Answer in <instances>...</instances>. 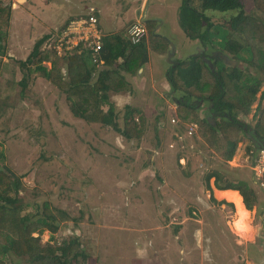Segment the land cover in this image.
I'll use <instances>...</instances> for the list:
<instances>
[{
  "label": "rangeland",
  "instance_id": "1",
  "mask_svg": "<svg viewBox=\"0 0 264 264\" xmlns=\"http://www.w3.org/2000/svg\"><path fill=\"white\" fill-rule=\"evenodd\" d=\"M2 1L9 4L10 19L6 37L0 39V129L8 130L9 133L5 136L0 130V166L19 178L21 195L26 194L29 199L45 200L49 206L66 210L72 216L59 224L57 233L52 238L59 242L78 236L84 240L83 244H89L96 238L94 245L87 250L93 257L83 263L80 260V264L263 263L264 253L260 254L257 242L256 245L252 244L255 236H252V229L250 230L251 223L253 227L260 223L259 216L255 214L256 207L247 214L243 210L242 201L240 204L236 200L241 197L223 196L232 201L237 210V220L232 223L235 219L232 204L223 202L222 206V202L210 198L207 185L212 188L214 178H210L207 183L204 181L209 173L216 171L221 172V181L227 179V172L237 178L245 176L259 202H263L262 191L255 182H250V171L244 169H249L244 160L245 152L251 148L248 139V142L242 137L239 139L235 154L229 162H224L218 151L204 144L193 150L194 142L191 140L188 143L191 147L182 145V151L185 152H177L178 146L175 149L169 148L174 144L171 142L173 127L160 126L158 132L150 129L153 109L144 111V108L154 107L155 100L115 97L110 100L115 110H120L122 114L127 110L139 112L140 114L134 116L135 120H138V116H143L145 129L147 126L149 128V132L146 131L137 143V149H134L136 142L118 138L110 127L85 125L73 118L63 96L59 97L57 94L58 90L35 72H28V67L19 64L29 56L36 41L54 33L53 30L63 29L72 19L79 20L78 17L89 15L87 9L90 6L95 8L94 14L102 32L111 23L112 17L120 25L125 24V16L121 15L123 12H132V9L139 11L142 8L146 19L161 17L160 21L163 23H154L155 28H159L160 35L167 36L170 27L165 19L178 22L182 12V0H150L147 5L143 0L137 4H134L135 0ZM242 1L244 14L252 13L264 23V16L253 14L247 0ZM234 13L214 12V15H210V12H206L210 22L215 25L220 20L227 25L226 17ZM148 28L153 35L154 25L150 23ZM172 30L174 33L170 44L173 48H178L175 56H184L185 52L181 51V45L178 44V25H173ZM159 42L160 40L156 41ZM191 42L194 45L192 48L196 50L199 40L193 39ZM44 44L45 48L43 46L42 49L52 48L47 40ZM165 48H168V44ZM215 48L219 50L218 47ZM149 56L152 70V75L148 76L149 84L151 85V79L161 84L164 66L167 65L166 55L163 57L160 53L150 52ZM53 59L56 66H59V58L53 55ZM136 59L139 60L140 56ZM42 65L50 68L49 62ZM20 80H23V85H18ZM144 89V98H152L145 96L149 92L146 87ZM262 90L264 86L261 87ZM24 92H27L28 98L21 97ZM189 92H195L200 100L183 93L184 100L190 99L195 104L211 93V85H199L197 91ZM258 97L259 93L252 107L257 105ZM232 101L236 102V99ZM167 102L168 100L164 105L166 114H177L176 107ZM168 107L173 108V111L168 110ZM186 110L189 109L186 107ZM242 121L251 127L255 123L251 117L243 118ZM190 122H184L183 128ZM179 129L182 130V127ZM156 135L160 141L157 149ZM17 138L18 141L14 143L13 140ZM165 144L169 146L166 147ZM180 153L182 155L178 156ZM177 158H183L179 165ZM116 170L118 178L115 177ZM107 171L110 174L105 177ZM66 173L71 174L70 179L66 178ZM113 177L114 182L111 181ZM132 181L137 183V189L128 190L129 185L133 184ZM21 201L34 204L32 200ZM83 201L84 208L76 211V205ZM95 202L97 203L94 204ZM90 205H93L92 208ZM28 212L32 210L28 209ZM117 215L124 220H130L121 221ZM202 223L206 230L202 231L205 234L201 247L198 245L197 226ZM173 226H179L181 230L175 232ZM247 229L245 233L240 232ZM146 232H150L152 236H148ZM49 236L51 235L44 232L41 235L42 242H48ZM164 239L168 243L162 246ZM171 247L175 252L177 250L176 259L168 256ZM168 249L170 250L167 255Z\"/></svg>",
  "mask_w": 264,
  "mask_h": 264
},
{
  "label": "trees",
  "instance_id": "2",
  "mask_svg": "<svg viewBox=\"0 0 264 264\" xmlns=\"http://www.w3.org/2000/svg\"><path fill=\"white\" fill-rule=\"evenodd\" d=\"M247 2L253 14L264 16V0H247ZM181 6L179 26L182 29L183 37L191 40L198 39L201 48L218 47L221 54L226 53L230 60L236 63V66L221 64L217 71L212 72L201 57L196 56L176 59L178 63L174 66H170L173 64L167 62L164 74L170 89L182 95L183 98L184 94L195 98L197 94L193 92V96L189 92L190 90L197 91L199 85H211V93L206 97H214L213 114H217L215 117L217 122L215 127L207 123L208 129L205 130L202 141L205 146L218 151L223 161L231 160L241 137L248 139L250 147L253 149L264 147V90L260 92L261 87L264 86V23L252 13L244 14L242 0H182ZM94 10L89 15H93L97 20ZM208 11L235 13L226 17L227 25H224L225 21L223 20L215 25L206 15ZM130 14L131 12L121 14L125 16V23ZM9 19V4L0 0V39L6 37ZM114 21L112 17L111 23L107 25L109 29L115 25ZM149 24L150 22L146 23L147 27ZM148 30L150 31L149 28ZM99 31L103 34L106 32H102L100 27ZM50 35H45L36 41L32 45L33 49L29 56L19 64L22 67H28V72H35L38 77L57 89L59 97L63 96L69 114L85 125L110 124L113 123V119L119 120L118 118L121 116L118 114L115 116L110 100L114 95L120 93L121 89L132 85L131 76L137 74V71L148 61L147 50L150 51L151 48V53H160L163 57L168 53V49L165 48L166 41L160 40L159 37L151 35V33H148L147 36L148 48L146 39H143L139 45L131 47L127 40H122L121 36L116 34L101 40L102 50L97 55L93 50V44L89 41L80 42L71 51L65 52L59 59L60 65L56 66L53 50L42 49L43 46L45 48L44 41ZM157 40L160 42L156 43ZM77 51L80 52L79 55L76 53ZM135 51L138 56L143 58H140L141 61L134 68L129 63L117 65L119 58L122 57L128 61ZM99 61H102L103 64L98 65ZM45 62L50 63L49 69L42 65ZM30 66L34 68L31 69ZM223 67L225 70L222 69ZM243 71L247 74L244 75ZM27 76L29 77V73ZM23 80H20L18 85H23ZM259 92L258 103L252 107ZM26 94L27 92L22 93L21 97L28 98L29 96ZM216 96L221 98L217 101ZM196 99L200 98L196 97ZM235 99L236 102L232 101ZM239 114L242 117H251L255 122L254 127L239 121ZM123 117L125 126L122 129L113 128L119 135H123L129 141L136 142L134 149H137V143L145 134L143 127L134 121L130 113L124 114ZM0 130L5 136L9 133L8 130L3 131L2 128ZM18 139H14L13 142L16 143ZM159 145L160 141L157 137L156 149L159 148ZM176 150L180 151L181 149L177 148ZM0 158H2L1 152ZM110 171L106 172L105 177L110 174ZM116 174H118L117 170L115 177L118 178L119 175ZM226 174L227 179H223L225 182L221 181L223 176L220 171L209 173L204 181L207 183L213 177L214 187L217 190H237L246 209L252 210L256 207L259 212L263 208L264 201L258 203V196L249 186V180L245 179V176L237 178L228 172ZM70 175V173L69 175L66 173V178L70 179ZM19 182V178L7 168L0 167V264H80V260L83 263L87 259H91L92 253L89 254L87 250L94 245L96 238L89 244H83L84 240L78 236L68 237L59 242L51 237L48 243L43 244L39 236L32 237L33 233L39 234L44 230H47L51 235L56 234L59 224L71 219L72 216H69L66 210L49 206L45 200L29 199L28 195H21ZM110 185L113 187L112 184ZM207 186L209 187V185ZM26 199L32 200L35 205L21 201ZM84 203L83 201L76 205V211L82 210L85 206L82 207ZM93 205L90 207L92 208ZM28 209H31L32 212H28ZM235 211L237 213L236 209ZM235 211V219L232 223L237 220ZM118 215L117 218L121 221L130 220H124L121 218L122 216ZM172 228L175 232L181 230L179 226ZM146 233L149 234L148 236H152L150 232ZM162 241H164L161 242L162 246L165 243L167 245L168 242L165 239ZM173 249L171 247L169 255L170 249H168L167 255L171 259H176L177 250L175 252Z\"/></svg>",
  "mask_w": 264,
  "mask_h": 264
},
{
  "label": "crops",
  "instance_id": "3",
  "mask_svg": "<svg viewBox=\"0 0 264 264\" xmlns=\"http://www.w3.org/2000/svg\"><path fill=\"white\" fill-rule=\"evenodd\" d=\"M140 1H142V0H135L134 1V4H137ZM143 1H144V3L147 2L146 5L150 2V0H143ZM91 9L94 10L95 8L92 7V6H90V7H88L87 10L91 13V12H93V10H91ZM160 18H152V20L150 18L149 19H146L145 16H144V13H143L142 8L140 9L139 12L132 9L131 16L129 17L128 21L125 24H121L120 25L119 22L117 20H115L114 21L115 25H113L112 28L109 29L108 26L106 27V30H105L106 32H105L103 38H107L109 36H112V35H116L117 34V35H120L121 36V39L122 40H128L127 39V30H126V28L128 27L127 25H129L131 22H133L135 20H140V19L143 21L144 19H146V20L154 21L157 24H159V22H161V24H162L163 22L160 21ZM166 21H168V20L165 19V22ZM63 30H64V28L63 29L60 28L59 30H56V31L53 30L52 32H54V33H61ZM181 30L182 29L178 25V30L177 31L180 34V39H178V44L181 45V51L183 52V50L185 51L186 49L192 48L193 46L190 44V43H192L191 41H187V40L183 41V35H182L183 33H182ZM157 33H158V36H160V34H159V28L158 27H156V34ZM160 37H162V38H160L162 40L164 38L165 41H166V43H168V46H169V41H171V40L168 37H165L164 35H162ZM148 45H149V43L147 41V44H146L147 48H148ZM177 49L178 48H176L175 51H177ZM147 52H148L147 53V55H148V61H147V63L145 65L142 66V68H140L137 71V74L134 75V77L132 78V81H130L132 83V85L131 86L129 85L127 88L121 89L122 91L120 93H117L113 97H117V98H122V97L126 98V97H128L129 99H132V100H155L156 99V101H157L156 102V105L154 107L153 106L148 107V108L145 107L144 108V111L152 110L153 109V114L151 115V117H152V124H151L150 129H151L152 132H154V131L155 132H158L157 129H159L160 126H164V127L167 126V127L171 128V126L168 125V121H167L168 114H166V110H163V108H161V106H164L166 100H169V98L164 97L167 92L157 93L158 95H160V97L158 95H153V97L150 98V99L149 98H144V90H145L144 87H146V89L150 93H153L154 94L153 90L155 91V89L152 87L153 86L152 85V82H151V85H150L149 84V80L147 79V76H146V75H149V76L152 75L151 61H150V56H149L150 51L147 50ZM76 53L79 55L80 52L77 51ZM175 54H176V52H175ZM137 57H138V55L136 54V51H135V53H133L132 57L128 61H125L122 57L119 58L118 60H121V61H118L117 60L118 61L117 65L121 66V65H125V64H128L129 63V65L134 68L135 65L138 64L141 61V59L137 60L136 59ZM140 58H143V57L140 56ZM170 63H172V62L170 61ZM230 66H236V63L234 62V63L230 64ZM166 67L164 66V69H166ZM222 69L225 70V67H223ZM243 72H244V75H245V73L247 74V72H245V71H243ZM151 89H153V90H151ZM260 92H261V89H260ZM260 92H259V95H260ZM171 93H172V91H170V94ZM128 109L132 110L131 107H128ZM130 113H131V115L133 116L134 119H135V117H134L135 115L140 114L137 111L136 112H130ZM142 117L143 116H138L137 117L138 120H137L136 123L139 126L143 127V132H146V131L149 132L148 131V129H149L148 126H147V129H145V121L143 120ZM243 118H246V117H242V115H240V114L238 115V120L239 121L243 122L242 121ZM159 120H161V121H159ZM190 121L197 124L198 127H197L196 131L192 135L188 136V135H186V133H185L184 130L178 131L177 128H174L173 127L172 128V131H173V136H172L173 137V140L171 142L172 143H175L177 141V136L179 134H183L184 135V139H182L181 142L183 143L184 147H191L188 144L189 141L191 140L192 142H194L192 144L193 147H194L193 150H196V149L200 148L203 145L202 136L204 135L205 130L208 129L207 123L210 124V125H212V127H215L216 126L217 119H215V120L202 119V116L200 114H198L197 112H194L190 116ZM242 138H244V137H242ZM243 140H246V138H244ZM185 143H186V146H185ZM166 147H167V145H166ZM177 148H180L181 149L180 152L182 151V146H178ZM236 148H237V146H236ZM250 149H253V148L251 147ZM259 149L258 148H254L253 150H250V151L245 152L246 153V156H245V159L244 160L248 164L249 169L247 167L244 168V169H246L247 171L248 170L250 171L248 175H251V177H252V181L251 182H253V184H254V182L255 183H259L260 182L259 180H257L254 177V172L252 170V165H253V163H254V161L256 159V155H257V152H258ZM235 151H236V149H235ZM177 152H179V150H177ZM179 155H182V154H178V156ZM229 161H226V162H229ZM182 162H183V160H180V163H182ZM132 182H133V184H130L129 185L128 190H131V189H134V188L137 189V187H136L137 186V183L134 184V181H132ZM139 185H141V183ZM148 187H150V186H148ZM236 192L239 194V192L237 190H229V189H227V190H216L215 187H214V182H213V187L209 190L208 195H210V198H212L214 201H216V202H222V206H224L223 205L224 204L223 202L232 204V206H233V208L235 210L234 204L232 202H230V200H228L227 198H225L223 196L234 197L235 195H237ZM237 196L241 197L240 194L237 195ZM241 201H242V197H241ZM242 204H243V201H242ZM259 221L261 222V220H259ZM197 227H199V233L197 234L198 245H200L202 247V237L205 234V233L202 232L205 229L204 228V224L202 223V224H200V226H197ZM250 227L252 229V236L253 237L255 236V241L252 244H255L256 245V242H257L260 245V240H259V237H258L259 230H260V223L258 224V226L256 225L255 227H253L252 226V223H251ZM245 238L246 237H243V239H245ZM261 253H264V248H261L260 249V254Z\"/></svg>",
  "mask_w": 264,
  "mask_h": 264
},
{
  "label": "clouds",
  "instance_id": "4",
  "mask_svg": "<svg viewBox=\"0 0 264 264\" xmlns=\"http://www.w3.org/2000/svg\"><path fill=\"white\" fill-rule=\"evenodd\" d=\"M141 3H142V1H140ZM146 3L147 2H145V5H146ZM143 10V13H144V9H142ZM140 11V10H139ZM138 11V12H139ZM208 12H210V15H214V12H212V11H208ZM215 13H217V12H215ZM207 16L209 15V14H206ZM89 16H93V15H87V16H83L82 18L81 17H78L79 19H87ZM144 16H145V14H144ZM209 17V16H208ZM146 18V17H145ZM147 19H149V18H147ZM151 20H152V18H151ZM209 20H210V17H209ZM72 21H74L73 19L72 20H70V22H69V24L67 25V27L66 28H64V30L61 32V33H51V35H50V37L47 39V42L50 44V46L52 47L51 49H49V50H53V53H54V56L55 57H57V58H61V56L65 53V52H68V51H71V49L72 48H68V46H70L69 44H67L66 43V38H65V33H67V31H68V28H69V25H70V23L72 22ZM97 21V20H96ZM147 22H150L151 24H153L154 26H155V24L154 23H156V22H154V21H150V20H146V19H144L143 21L140 19V20H135V21H133V22H131L129 25H127L128 27L126 28V30H127V42L129 43V45L131 46V47H135V46H137V45H139L140 44V42H142V40L143 39H146L147 38V34L148 33H150L149 32V30H148V27H147V25H146V23ZM220 21H218L217 23H219ZM135 23H140V24H142L143 25V27L145 28V31H146V35H145V37L138 43V44H132L131 42H130V38H129V34H128V30H129V27L131 26V25H133V24H135ZM182 31V30H181ZM97 33L99 34V43H100V45H101V49L100 50H98V51H94V52H96V55L97 54H99V52L102 50V39H103V36H104V34L103 33H101L100 31H99V27H98V21H97ZM183 33V32H182ZM153 35H157L156 34V32L153 34ZM62 39V40H61ZM61 40V41H60ZM161 40V39H160ZM185 40H187V41H191V39H188V38H186V37H183V41H185ZM193 40V39H192ZM46 41V40H45ZM80 42H85V41H78L75 45H73V46H70V47H74V46H76L77 44H79ZM91 44H93V42L92 41H89ZM168 44V43H167ZM191 44V43H190ZM201 43H198L197 45H196V47L197 48H199L200 49V51H199V53H202V52H204L205 51V55L204 56H196L197 54L195 53V48H189V49H186L185 51H183V52H185L184 53V56H182V55H179V56H175L176 54H175V48H173L172 47V45L169 43V46H168V53L166 54V61L167 62H172L173 63V65H170V66H174V65H176L177 63H178V60L179 59H182V58H184V57H186V56H196V57H201V59L203 60V62L206 64V66L212 71V72H214V71H217V69L221 66V64H224V65H230V64H232V63H234L233 61H231L230 60V58L228 57V55L226 54V53H223V54H221V52H220V50H216V48H212L211 46H210V48H206V50H205V48H201L200 45ZM94 45V44H93ZM193 47H194V45L193 44H191ZM59 46V47H58ZM47 50V49H46ZM95 59H97L96 57H95ZM163 59V58H162ZM165 59V58H164ZM176 59H178L177 61H176ZM219 59V60H218ZM119 61H121V60H119ZM220 61H221V63H220ZM103 63H102V61H99V63H98V65H102ZM209 64H210V66H209ZM147 76V79L148 80H150V77H148L149 75H146ZM134 77V76H133ZM132 77V78H133ZM151 82H152V87L155 89V91L153 90V92H154V94L153 93H147L145 96H149V97H153V95H158L157 93H161V92H167L166 94H165V96L164 97H167V98H169V100H168V102L167 103H171V104H173L175 107H176V112H177V114H168V118H167V121H168V124L169 125H171V127H174V128H177L178 129V131H181L180 129H179V127H182V130H184L185 131V133H186V135H188V136H190V135H192L195 131H196V129H197V124L196 123H194V122H190L187 126H186V128L184 129L183 128V123L184 122H187L188 120H190V116H191V114L192 113H194V112H197L198 110L200 111V115L202 116V119H208V120H215V117L217 116V114H213V105L215 104L214 102H213V98H207V97H205V99H201V102H196L195 104H193L191 101H190V99H187V100H184V98H183V96L182 95H180L179 93H175L174 91H172L171 89H170V87H169V84L167 83V80H166V77H165V74H164V76H163V80H162V83L160 84V83H157L156 81H154L153 79H151ZM211 83V82H210ZM170 91H172V93L170 94ZM263 91V90H262ZM159 97H160V95H158ZM113 98H115V97H113ZM112 98V99H113ZM146 98H148V97H146ZM221 97L220 96H216V100L218 101L219 99H220ZM150 99V98H149ZM194 99H196V98H194ZM258 99H259V97H258ZM196 100H200V99H196ZM205 101V102H204ZM155 102H157L156 101V99H155ZM154 105H156V103H154ZM114 107V106H113ZM186 107H187V109H189V110H186ZM185 109V111H183ZM163 110H165V107L163 106ZM168 110H170V111H173V108H171V107H168ZM128 110L126 111V113L125 114H128ZM114 113H115V116L118 114V116H121L120 118H118L119 120H116V119H113L114 121H113V123H110V124H99L100 126H102V127H110L111 129H112V132H114L117 136H118V138H123V139H125V141H129L126 137H124L123 135H119L117 132H116V129H117V127L118 128H123L124 126H125V118L123 117L124 116V114H122L121 113V111L120 110H115V108H114ZM131 114V113H130ZM213 114V115H212ZM115 118V117H114ZM134 119V118H133ZM134 121L135 122H137V120H135L134 119ZM94 124H96V123H94ZM93 125V124H92ZM246 125V124H245ZM113 127H116V129H114ZM182 139H184V135L183 134H179L178 136H177V141L173 144V145H170L169 146V148L170 149H175L177 146L176 145H178V146H182L183 145V143L181 142L182 141ZM176 144V145H175ZM184 146V145H183ZM181 160H183V158H181ZM179 159L177 158V160H176V162H177V164L179 165ZM0 167H2V168H4L3 166H0ZM10 171V170H9ZM114 180H115V178L113 177V179L111 180V181H113L114 182ZM260 182L259 183H256L257 184V186L259 187V189L262 191V193H263V197H264V186H263V184H264V182L263 181H261V180H259ZM113 182H111V183H113ZM116 183V182H115ZM211 188L210 187H208V190H210ZM216 189V188H215ZM217 190V189H216ZM227 190V189H226ZM230 190V189H229ZM240 194V193H239ZM241 196V195H240ZM242 201H243V199H242ZM258 203H259V201H258ZM244 204V203H243ZM245 207V206H244ZM246 208V207H245ZM255 208V207H254ZM253 208V209H254ZM256 210H257V208H255ZM248 210V209H247ZM255 210V214H257L258 216H259V218H260V220H261V215H262V212H263V210H264V205H263V208L261 209V210H259V212L258 211H256ZM250 211V210H249ZM44 232H47L49 235H51L47 230H44V231H42L41 233H37V232H35V233H33L32 234V237H40V240H41V235L44 233ZM51 237H53L52 235L51 236H49V240H50V238ZM258 237H259V240H260V245L259 246H257V248L260 250L261 248H264L263 247V241H262V237H261V232H260V230H259V235H258ZM49 240H48V242H49ZM48 242H45V243H48ZM41 243H43L42 242V240H41ZM45 243H43V244H45ZM259 244V243H258Z\"/></svg>",
  "mask_w": 264,
  "mask_h": 264
},
{
  "label": "built area",
  "instance_id": "5",
  "mask_svg": "<svg viewBox=\"0 0 264 264\" xmlns=\"http://www.w3.org/2000/svg\"><path fill=\"white\" fill-rule=\"evenodd\" d=\"M85 29L87 31H85ZM130 42L138 44L146 35L145 28L140 23H135L129 27L128 30ZM66 43L70 46L75 45L78 41H92L94 44V51L101 49L99 43V34L97 33V21L94 16H89L87 19L74 20L70 23L67 33H65ZM76 43L73 44L74 40ZM68 46V48H73ZM254 177L257 180L264 182V147H261L256 155V159L252 165ZM264 186V184H263ZM261 239L264 247V210L261 215L260 222Z\"/></svg>",
  "mask_w": 264,
  "mask_h": 264
},
{
  "label": "flooded vegetation",
  "instance_id": "6",
  "mask_svg": "<svg viewBox=\"0 0 264 264\" xmlns=\"http://www.w3.org/2000/svg\"><path fill=\"white\" fill-rule=\"evenodd\" d=\"M159 24H161V22H159ZM166 24H167V26H169L170 27V32L168 31V35L167 36H165V37H168L169 39L170 38H172L171 36H172V34L174 33L173 32V30H172V26L174 25V26H176V25H179V20H178V22H176L175 20H172V21H167L166 22ZM154 28H155V26H154ZM150 32V31H149ZM156 32V28L154 29V32H153V34ZM157 37H159V38H162V37H160V36H162V35H160V36H158V34L156 35ZM163 40L165 41V39L163 38ZM169 43H170V41H169ZM205 50H206V48H205ZM199 51H200V49L199 48H196V50H195V53L197 54L196 56H204L205 55V51L204 52H202V53H199ZM209 66H210V64H209ZM213 115V114H212ZM234 204V203H233Z\"/></svg>",
  "mask_w": 264,
  "mask_h": 264
},
{
  "label": "bare ground",
  "instance_id": "7",
  "mask_svg": "<svg viewBox=\"0 0 264 264\" xmlns=\"http://www.w3.org/2000/svg\"><path fill=\"white\" fill-rule=\"evenodd\" d=\"M226 192H227V191H226ZM236 196H237V195H236ZM236 200L238 201V203H240V202H241V199H240V198H238V197L236 198ZM230 202H232V201H230ZM232 203H233V202H232ZM240 204H241V203H240ZM243 206H244V205H243ZM243 206H242V207H243ZM244 209H245V211H246V213H247V214L250 212L249 210H246V208H245V207H243V210H244ZM234 211H235V210H234ZM235 213H236V211H235ZM236 215H238V214L236 213ZM237 217H238V216H237ZM244 217H245V216H244ZM247 226H248V225H247ZM250 230H251V228H250ZM246 231H248V229H247V230H245V231H242V230H241V232H242V233H245ZM251 231H252V230H251Z\"/></svg>",
  "mask_w": 264,
  "mask_h": 264
}]
</instances>
